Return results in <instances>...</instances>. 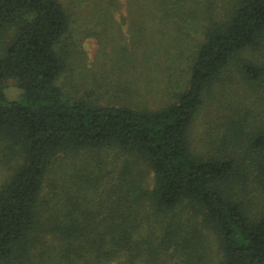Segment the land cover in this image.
<instances>
[{
	"label": "trees",
	"instance_id": "16d2710c",
	"mask_svg": "<svg viewBox=\"0 0 264 264\" xmlns=\"http://www.w3.org/2000/svg\"><path fill=\"white\" fill-rule=\"evenodd\" d=\"M80 5L142 53L82 86ZM158 62L155 106L123 76ZM0 166V264H264V0H0Z\"/></svg>",
	"mask_w": 264,
	"mask_h": 264
},
{
	"label": "rangeland",
	"instance_id": "374dc122",
	"mask_svg": "<svg viewBox=\"0 0 264 264\" xmlns=\"http://www.w3.org/2000/svg\"><path fill=\"white\" fill-rule=\"evenodd\" d=\"M79 1V0H78ZM83 0H80L82 2ZM87 9H84L81 5L78 8V17L75 20L74 28L79 29V48L83 49L85 59L82 60L79 65L81 66L77 72L74 73V77L77 78L78 85H84L83 78L86 79L88 77V81H92V75L90 76L88 71L91 69L97 68L99 65L103 63H106L107 66L105 67L106 71L110 70V72L114 69H118V73H120V70H123L125 67L129 69V66L125 61L121 62V64H113L111 61L121 57V53L117 52L121 50V45H128L129 48L132 50L134 49L136 52L135 54H130L129 59L137 58L142 56V53H140L139 50L136 49L135 46H132L133 38L131 33L129 32L130 27L127 25L130 24V21L125 18V20H122L120 18V15H118L117 21L112 20L110 17L107 18H95L93 19L92 15H85ZM82 15V16H81ZM132 16V15H131ZM130 17V16H128ZM132 21H136L135 23L141 24L143 22V19L140 18L139 14L133 15ZM102 22V26L99 27L98 22ZM127 23V25L122 26V23ZM100 22V23H101ZM96 27V28H95ZM121 27V28H120ZM102 29V31H101ZM101 31L102 36L97 32ZM123 36L126 38L124 40ZM137 40V39H136ZM118 46V47H116ZM113 47L116 48V51L113 50ZM83 62V63H82ZM110 62L111 66H108V63ZM99 64V65H98ZM159 64V65H158ZM162 63H154L151 67L149 65H138L139 67L136 68L133 72H131V69L129 70V74H126L123 77H139L142 76V80L139 83L141 85L142 91H140V98L143 96V94H146L148 97V100L150 102H155V106L161 104L160 101V92L164 88L165 85V74L162 72ZM97 65V66H96ZM151 68L157 72V74L153 73L151 71ZM230 73L235 76L236 80H238L239 83H237L234 87V90L231 91L228 90L227 87L219 91L218 96L221 98V100H224L223 102L226 103V106H236V104H240L244 102V86L241 83V77L238 73V70L235 66L230 67ZM105 71L103 72V76ZM133 73V74H132ZM147 74V75H146ZM154 76H152V75ZM103 76L100 77V79L103 80ZM107 76V75H106ZM149 76V77H148ZM87 80V79H86ZM153 80V81H152ZM93 82V81H92ZM150 82V83H146ZM98 84V83H96ZM223 84V83H222ZM154 87L155 91H152L150 87ZM93 87V86H92ZM149 87V88H148ZM162 88L159 92L158 89ZM232 87V88H233ZM82 88V87H81ZM148 90H143L147 89ZM7 94L11 99H18L22 95L21 89L18 87L17 82L15 80H9L7 82ZM83 93V92H82ZM144 98V97H143ZM212 101V100H211ZM224 114L226 111L223 109H218V104L216 101L211 102L205 106V108L202 110V113L199 116L197 126H195L194 135L198 141L200 138V134H202L203 130L204 133L209 132L212 133L213 131L212 126H217L221 123V121L224 119ZM222 119V120H221ZM7 171L6 169H2L0 166V181L4 180V175H6Z\"/></svg>",
	"mask_w": 264,
	"mask_h": 264
}]
</instances>
